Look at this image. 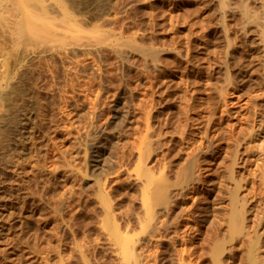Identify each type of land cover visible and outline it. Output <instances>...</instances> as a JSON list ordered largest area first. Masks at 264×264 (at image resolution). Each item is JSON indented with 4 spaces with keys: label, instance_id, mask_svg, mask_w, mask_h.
<instances>
[{
    "label": "rangeland",
    "instance_id": "1",
    "mask_svg": "<svg viewBox=\"0 0 264 264\" xmlns=\"http://www.w3.org/2000/svg\"><path fill=\"white\" fill-rule=\"evenodd\" d=\"M63 2L68 9L55 0H40L50 13L37 11L38 5L34 10L54 35L49 41L17 42L0 19V264H126L110 234L102 197L114 211L111 222L129 227L138 264H181L183 259L184 264H216L210 255L216 235L230 236L233 206L225 164L235 145L225 134L214 139L201 162V185L191 194L172 186L171 211L163 217L168 224L150 237L141 229L146 183L137 175L141 136L151 113L148 167L158 179L160 165H169L168 178L177 182L187 153L197 148L187 142L199 134V119L211 120L214 128L223 120V130H229L247 104H259L264 111V47L258 31L248 27L245 41L239 30L242 13L227 12L236 40L228 117L217 97L227 48L218 23L224 12L221 0ZM261 3L250 6L259 11ZM74 21L79 27H73ZM128 40L164 48L159 66L146 65L134 50L117 44ZM241 151L247 162L237 168L236 177L247 182L240 196L250 202L247 223H260L253 227L256 236L263 232L257 237L262 250L256 262L264 264V164L256 154ZM239 238L221 264L254 263L248 252L258 241L246 239V244Z\"/></svg>",
    "mask_w": 264,
    "mask_h": 264
},
{
    "label": "bare ground",
    "instance_id": "2",
    "mask_svg": "<svg viewBox=\"0 0 264 264\" xmlns=\"http://www.w3.org/2000/svg\"><path fill=\"white\" fill-rule=\"evenodd\" d=\"M55 1H57V3H59V5L65 7L64 9H68V8H66V5L64 4L63 0H55ZM232 1H233V3H232ZM236 1H234V0H221V5L223 6L222 10L224 12L222 13V16H219L221 18H219V19L217 18L218 23L220 20L219 24L221 26L222 32L224 34V37H225L226 43H227V48H226L227 50L225 49L226 52L224 53V57H222L223 59H222V61H220V64L223 65V66L221 65V67L222 68L224 67L226 72H225V75H224L225 77H224L222 84L220 83L221 85H220L219 89H217V97L219 99L218 104L221 103L222 107H223L222 108L223 109L222 115L223 116L226 115L228 117H230L232 115L230 112V110H231L230 109L231 108L230 107L231 106L230 100L231 99L229 97L230 95L228 94V92H229L230 88H232V85L234 83L232 75H231L232 71L230 72V70H231V62H230L231 60L230 59H231L232 49H234L236 47V40L233 39L234 37H232V30H231V27H230L229 22H228L229 20H227L228 19L227 14L229 13L228 11H230V13H232V12L237 10V11L242 13V16H241L242 18L240 19L241 23H240V27H239V30L242 34V38L245 37V39H247L246 37L249 35V32H250V31H248V27L254 26L259 33L258 35L260 38L259 39L260 43L263 44V47H264V0H236ZM252 1H259L260 3L262 2L261 3V5H262L261 10L257 11L255 9H252V7L250 6V3ZM41 2H42V0H41ZM42 4L43 3H40V0H0V6L4 10L3 14H2V12L0 13V19L4 20V23L7 24V26L9 27V29L11 31V36L13 38H15L17 40V42H22L24 40H27L28 38H29V40L33 38L35 41L40 43V41H42V40L49 41V39L51 40V38L54 36V35H52V33H49L48 28L42 19L43 18V16H41L42 14L40 13V15H37V14H39L37 11H41L43 13H46V12L50 13L49 11H51L47 7V5H44V4L42 5ZM37 5L39 7L38 10L35 9V8H37ZM8 6L11 7V11L13 14L9 19L5 15L6 10H9ZM34 10H37V11H34ZM68 11H67V14H69V15H67V16L65 15V16H66V18L69 19V18H71V16H70V13ZM35 12H37V14ZM26 13L29 16L26 15ZM54 19H57V18L54 17ZM1 20H0V24H2ZM72 24H73L74 28L79 27L78 26L79 24H77V22H75V21ZM128 41H125L126 43H119L118 42L117 44L123 45V46L126 45L130 49L134 50L138 54V56L143 61H145L146 65L148 64V66H150V64L157 65L160 62V58H162L161 57L162 53L165 51V49L160 48L159 45L157 46L154 44V45L149 46L142 41L141 42H138L136 40H128ZM252 42L255 43L254 41H252ZM247 44H249V43H247ZM256 46H258V45H256ZM119 55L121 56L122 60H124L125 58L127 59V57L129 58V55L127 53H125L124 51H120ZM212 59L214 60L215 58H212ZM213 60H211V61H213ZM124 61H126V60H124ZM161 61H162V59H161ZM211 61H210V63H211ZM217 62H219V61H217ZM159 64L157 66H159ZM146 69H147V66H146ZM210 72H211V70H210ZM211 74H212V72H211ZM208 78H210V77H208ZM234 85H235V83H234ZM0 95H1V92H0ZM190 99H192V98H189V100L185 104L186 107L184 108V111L186 110V113L188 112V107L191 103ZM240 99L238 96V100H240ZM212 102H213V99L210 100L208 102V104H210ZM240 102H241V100H240ZM221 104H220V106H221ZM255 104H258V103H255ZM258 105L254 106L255 107L254 108V107H251L250 104H247L246 105L247 107L242 108L243 112H246V113L245 114L239 113L238 114L239 120H237L239 122L236 124L233 123L232 125H230L231 127L229 128V130L225 128L228 131L223 130V128H222V121L223 120L220 123L216 124V125H218L217 128L216 127L214 128L211 125V120L209 121V123L207 122V120H205V123H204V120H201L202 118L199 119L197 122L198 128L196 130L199 133L198 135H200L199 136L200 140L196 139V137L198 135H192V137H195L193 139V141L189 140V142H187V143H195L197 148L194 149L192 152L187 153L186 164H185L186 167H183L184 169L182 168V170L180 171V173L178 175L179 178H178L177 182H172L168 178V174L171 171L169 165H167V164L160 165V167H159V174H160L159 177L160 178H158V179H156V177L154 176L155 173L148 167L149 159L152 156L151 153H152V143H153L151 138H150V135H149V133L151 131L150 129L152 127L150 124L151 113L148 114V117L146 119V124H145L147 127V130L141 136V144L142 145H141V149H140V153H139V167L137 168V171H138L137 175L139 176L141 174L146 179V183L144 185V192H143V204L145 206V209H144L145 210V216L142 218L143 220L141 219V221H142V225H141L142 232L148 233V236L153 237L159 232L160 228H165L167 226L168 220L166 218H163V217L169 216L170 211H171V206H172V202L174 199V193H175L174 190L171 189L172 186L175 187L176 190H178L180 194H183V192L184 193L188 192V194L195 193V189H196L195 185L196 184L201 185V182L203 180L202 179V177H203L202 172L204 171V168L202 167L203 165L201 164L203 157L206 156L207 153L211 152V150H212L211 148L213 146L214 139H220L223 136V134H225L230 139L229 143H233L235 145V148L232 149V154L230 155L229 164H225L226 166L224 165L225 170L227 172L226 176H227V179L229 181V183L226 185V188L228 190V193L230 194V198L232 200V206H233L232 207L233 209L231 211L232 212L231 218H230L229 223H228L229 224L228 225V228H229L228 229L229 230L228 235H230V236L229 237L227 236L228 238L227 237L221 238V236L216 235L217 237L214 241V245L210 249L211 258H213V260H215L216 264H221L222 263L221 259H222L223 254H226V253L233 254L234 253L235 245H233V244L237 243L236 242L237 239L235 240V238L241 237L244 240L247 239V240H249V242H248L249 244H254V241H256V243H257V241L261 239V238H257V237L262 236L263 232H262V234H261V232H259L260 236H256L255 233L258 232L257 231L258 228H256L257 230L253 228L254 225H257L256 227H258V225L260 226V223H258L256 220L255 222H257L258 224L257 223L253 224L252 227L247 223V220H249L248 216H247V212L250 210V209L247 210V206L250 202H248L249 200L246 199V196H244L245 198L240 196V192L243 190L245 191V188H247V186H246L247 182L245 181V183H243V181L241 180L243 178H241L239 180L236 177L237 168L241 167V164H242V166H243V164L245 165V163L247 162V160L244 161V159H242V157H241L242 151L241 150L246 149L245 152H252V153L256 154L255 157L258 156V158H257L258 163L260 165L264 164V111ZM243 106L244 105H242V107ZM261 106H262V104H261ZM232 107H234V105H232ZM251 108H252V110H251ZM187 119H188V116H187ZM203 123H204V125H203ZM242 124H244L245 127L241 126V128L238 129V126L242 125ZM184 125H186L185 122H184ZM184 127L186 128V126H184ZM212 131H216L217 135H215L211 138L209 136V133ZM182 132H183L182 135H184V139H186L185 135H188L186 130L183 129ZM158 137L160 140L162 138V134H159ZM181 142L186 143L184 140H182V138H181ZM205 143H208L209 149L206 147ZM216 156H217V154H214L213 158H216ZM248 181H250V180H248ZM249 183L250 182H248V184ZM202 184H204V183H202ZM222 186H223V184H222ZM253 186H252V188H253ZM217 196H216V198H217ZM220 196L222 197L221 194H220ZM102 199L105 202V205L107 207L106 208L107 211L105 210L106 216H107V218H110V219H108V223H109L108 226H109L110 234L116 240V244L119 246L118 248H120L119 251H120L122 257L126 260V264H138L139 253L135 249V239L133 238V236L129 235V230H128L129 227L124 229V227L121 226L120 224H118V223L116 224V222H114V223L111 222V221H113L112 218H114L113 217L114 211L112 210L111 206L107 203L105 197H102ZM157 207H159V208H157ZM2 213H4V212H1L0 214L2 215ZM259 217H257V219ZM115 219L117 220L116 216H115ZM190 228H192V227H190ZM198 230H199V228H198ZM207 233H208V231H207ZM257 235H258V233H257ZM252 236H254V239L257 238V240H252ZM187 237H189V235ZM241 238H239V239H241ZM187 239H189V238H187ZM190 239H192V237H190ZM239 239H238V241H239ZM247 240H246V244H247ZM240 241H242V240H240ZM250 241H252L253 243H250ZM260 242L262 243V241H258L257 244L252 245L249 249V252H248V254L250 253V255H248V256H250V258L254 259L253 264H255V263L257 264V262H258V256H259L258 254L259 253H257V251L259 252L262 250V246H261ZM259 243H260V245H259V247H257ZM193 252H192V254H193ZM208 254H209V252H208ZM261 255H262V253H261ZM259 258H260V256H259ZM263 258H264V255H263ZM256 259H257V262H256ZM183 261H184V259L182 260L181 264H184ZM21 263H22V261H21Z\"/></svg>",
    "mask_w": 264,
    "mask_h": 264
}]
</instances>
